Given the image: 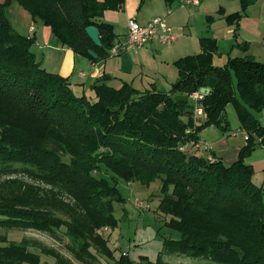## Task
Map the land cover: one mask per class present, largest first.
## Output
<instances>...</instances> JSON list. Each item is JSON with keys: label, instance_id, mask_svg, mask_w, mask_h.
<instances>
[{"label": "trees", "instance_id": "obj_1", "mask_svg": "<svg viewBox=\"0 0 264 264\" xmlns=\"http://www.w3.org/2000/svg\"><path fill=\"white\" fill-rule=\"evenodd\" d=\"M256 1L240 3L244 10ZM12 2L49 27L60 44L92 62L107 59L115 44L104 13L125 5V0L0 3V228L51 235L64 229L78 260L92 262L93 248L105 251L100 232L115 226L113 207L122 201L114 177L142 184L158 178L159 209L170 216L167 225L179 238L164 240L163 252L149 264H165L160 255L264 264V187L252 181L253 167L242 161L255 147L254 135L264 144V128L251 113L264 109V62L229 57L214 66L215 40L202 37L201 53L180 60L179 78L168 93L153 86L140 92L127 82L115 88L101 78L91 86V101L75 95L68 78L37 61L34 38L16 32L6 16ZM88 26L97 28L100 47L86 35ZM201 88L210 91L191 106L188 98ZM228 104L234 105L247 144L227 166L194 145L207 126L228 131ZM12 107L18 112L11 113ZM196 107L202 117L195 115ZM30 244L0 237V264H38ZM38 245L31 244L69 264Z\"/></svg>", "mask_w": 264, "mask_h": 264}, {"label": "rangeland", "instance_id": "obj_2", "mask_svg": "<svg viewBox=\"0 0 264 264\" xmlns=\"http://www.w3.org/2000/svg\"><path fill=\"white\" fill-rule=\"evenodd\" d=\"M185 2L186 0H173L170 5L175 14H173L174 18L180 16L177 24L170 26L172 34L176 37L175 41L159 43L160 46L153 47L148 52L147 57L144 58L142 69L137 66L134 71L127 74L128 76L124 75V82L130 83L138 91H145L153 86L159 92L168 93L179 78L180 60L201 53L199 39L202 37H212L215 40L218 51L210 59V63L214 66H223L229 57H245L244 50L241 47L244 44V39L255 41L252 43V50L246 51V55L252 54L255 60L264 62V53L258 51L257 47L260 39L255 38L252 29L258 24L261 28H264V0L256 1L254 4L246 6L244 10L240 0H201L200 10L197 7L185 5ZM0 3H2V0H0ZM161 3V0H147L141 5L140 1L137 16L138 23L145 24L146 21L153 19L156 12L161 9L166 11ZM6 10L7 8L5 12ZM22 14L19 10L18 16L20 17ZM237 14L241 17H234ZM28 16L31 18L30 15ZM164 16L157 17L163 18ZM118 23L121 29L118 35L123 40L122 36L127 33V20L125 21L120 15ZM18 27L23 28L21 21ZM36 29L38 31L35 39L36 44L32 46V51L43 68L47 71L48 69L53 71L56 66L60 65L54 52V43L52 41L48 43L47 38L45 39L40 35V31L43 30L42 24L37 23ZM55 44L63 49L66 48L59 42ZM108 60L112 61L113 59ZM232 78H234V75H232ZM120 81H111L109 85L118 88L122 83ZM84 86L83 89L75 85L72 86L74 94L77 96L85 95L89 100L94 101V92L88 84ZM188 103L194 106L195 100L192 96L188 98ZM9 110L13 114L18 112L13 107ZM251 113L259 121L260 126L264 128V109L258 112L251 111ZM225 115L228 121L227 132H222L215 126H207L200 131L199 139L206 142L209 148H211V145L213 148L214 143L225 138L227 140L225 146L229 150L239 147V154L241 148L245 147L247 143L244 138L245 132L240 127L233 104L226 106ZM24 119V117H20L21 121ZM254 140V149L246 153L242 161L253 166L252 181L264 187V144H261L262 140L257 135H254ZM199 152L201 155H205V152ZM6 178V176H3V179ZM12 178L24 177L12 176ZM114 180L122 199L121 202L115 203L113 207V217L116 224L113 227H105L101 230L105 251L103 253L96 252L93 248L92 252L96 259L93 258L92 262L78 260L74 252L76 248L64 234V229L51 235L35 230L0 228V237H5L7 241L16 244L23 241H29L31 244L32 242L39 243L38 246L43 245L47 249L57 252L69 264L156 263L157 257L163 252L164 240L179 238V234L167 225L170 216L159 209L160 179L155 178L147 184L132 179L126 181L119 177H114ZM135 199L142 202L144 209H138L134 206ZM31 244L28 245V249L36 254L39 260L38 264H60L54 255L47 254L31 246ZM160 256L165 264H217L202 258L176 255Z\"/></svg>", "mask_w": 264, "mask_h": 264}, {"label": "crops", "instance_id": "obj_3", "mask_svg": "<svg viewBox=\"0 0 264 264\" xmlns=\"http://www.w3.org/2000/svg\"><path fill=\"white\" fill-rule=\"evenodd\" d=\"M140 1L142 5L147 0L143 2L142 0H125L124 8L121 11H106L104 13L103 18H102L103 21L113 25L114 33L116 35L115 43L124 42L126 40V36L128 33V27L126 25L127 33L124 36H122L123 40H121L120 35H118V33L121 30L120 25L118 23L119 16L121 15L125 21L127 20V22L129 19H133L138 23L137 16L139 14L138 8L140 5ZM161 2H162L161 5L162 6L164 5L166 11H164V9L157 11L153 18L157 16L162 17L163 15H165L163 18L166 19V22L169 27L173 26L174 24H177V21L180 18V16H177V17L175 16L174 18L175 14L170 8L171 4H169L166 0H161ZM200 3H201V0H199L197 5H187V6L197 7L199 9L201 6ZM159 4H160V1H159ZM19 10L21 11V13H23L22 16L20 17L18 16ZM168 10H170V14H168ZM6 13H7L11 26L16 32L24 36H27V37H33L34 40L36 39V34L38 32L36 29L37 23H35L31 18H29L28 16L29 14L25 12L23 9H21L16 2H12L7 7ZM20 21L22 22L23 28L18 27V25L20 24ZM149 21H146L145 24H147ZM138 24L145 25V24H140V23ZM252 29H253V34L255 38L260 39V42L258 41L257 43L258 44L257 47L259 50L258 49L257 50L260 51L261 53H264V28H261L258 24ZM40 35L43 36V38L45 37V39L47 38L48 43H50V41L54 43V52H55V55H57V58L60 62V65L58 67L56 66L53 69V71L49 69L48 71L59 74L60 76L64 78H68V80L71 83V86L75 85L76 87L80 89H83L85 87L84 86L85 84H88L89 87L91 88L92 84L97 79L102 78L104 80L106 76L109 77V79L104 80V81L107 82L108 84L109 82L114 81V80L116 81L121 80L120 82H124V78H125L124 75H127L130 72L134 71V69L137 66H139V68L142 69V66L144 64V58L147 57L148 52L151 51L153 47H159L161 44L158 40H153L152 42L147 43L145 46H143L138 51L133 52L132 50H127L125 52L120 53L118 56L108 57L104 61L92 62L87 57L78 55L68 48L64 47L65 49H63L61 46L56 45L55 43L58 41L53 36L49 27L43 26V30L40 31ZM207 38H212V37H207ZM253 42L255 41H250V40L247 41L244 39L243 43L247 44V47L242 48V50H244L243 51L244 56L253 57L252 54L246 55V53L249 50H252L251 46ZM35 44H36V40L33 46ZM108 59H111V60L113 59V60L110 61ZM82 74H84V76H82ZM226 141L227 140L223 138L222 140H219L218 142L214 143L213 148L211 145L210 152L213 154L215 158H219L223 162L224 165L228 166V165H232L233 163L237 161L239 147L238 148L234 147L233 149L229 150L228 147L225 146ZM201 142H203V140H201ZM205 154H208V153L205 152ZM226 161L228 162L226 163Z\"/></svg>", "mask_w": 264, "mask_h": 264}, {"label": "built area", "instance_id": "obj_4", "mask_svg": "<svg viewBox=\"0 0 264 264\" xmlns=\"http://www.w3.org/2000/svg\"><path fill=\"white\" fill-rule=\"evenodd\" d=\"M199 0H186L185 5H197ZM170 14V10H168ZM128 33L126 40L122 43L117 42L109 50V57L118 56L120 53L127 50L137 51L145 46L147 43L153 40H158L160 43H170L173 42L175 37L171 32V28L168 26L165 18L155 17L151 19L145 25H139L135 20L129 19L127 22ZM84 76V74H82ZM192 98L198 102L204 99L205 94L200 93V91L191 95ZM196 116H203V110L201 107H196L194 110ZM245 140L247 135H244ZM195 149H200L204 152L210 153L209 145L206 142H200L194 145ZM209 160L212 156L209 154ZM134 206L138 209H144V205L141 201L135 199Z\"/></svg>", "mask_w": 264, "mask_h": 264}, {"label": "water", "instance_id": "obj_5", "mask_svg": "<svg viewBox=\"0 0 264 264\" xmlns=\"http://www.w3.org/2000/svg\"><path fill=\"white\" fill-rule=\"evenodd\" d=\"M85 33L88 36V38L91 40V42L96 46V47H100L101 46V42L99 39V34H98V30L96 27L94 26H88L85 28ZM89 54L93 57L96 58V55L93 52H89ZM109 77H105L104 80H108ZM200 93L202 94H208L209 93V89L208 88H201Z\"/></svg>", "mask_w": 264, "mask_h": 264}]
</instances>
